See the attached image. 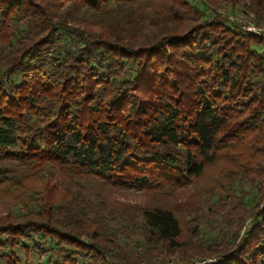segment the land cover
Instances as JSON below:
<instances>
[{
  "label": "trees",
  "instance_id": "16d2710c",
  "mask_svg": "<svg viewBox=\"0 0 264 264\" xmlns=\"http://www.w3.org/2000/svg\"><path fill=\"white\" fill-rule=\"evenodd\" d=\"M225 6L264 23V0H0V264H264V41ZM190 191L210 240L169 205Z\"/></svg>",
  "mask_w": 264,
  "mask_h": 264
},
{
  "label": "rangeland",
  "instance_id": "374dc122",
  "mask_svg": "<svg viewBox=\"0 0 264 264\" xmlns=\"http://www.w3.org/2000/svg\"><path fill=\"white\" fill-rule=\"evenodd\" d=\"M225 13L230 19L233 18L234 21L240 24L242 26L243 31L256 34L258 37H260V39L264 41V23H259V25H254L251 21V19H253V15L247 14L244 7L239 6L236 8V10H232L231 6H225ZM253 27H256L255 30ZM196 194L197 193L193 191H190V193L188 192L187 194L185 193L184 195L181 194L177 198L171 199L169 201V205L172 207H176L178 211H183V208L185 207L184 205L191 204V202L195 203L196 210L195 209L192 210L193 213L192 215L197 221L198 228L199 230L202 231V235L204 236V239H206L207 241L212 239L217 233L212 229L213 228L212 226L215 223L211 221L212 218H210V212L208 211L210 205L213 204V202H210V199L209 200L204 198L200 199L199 196H197ZM120 196L121 197L119 199L121 202H130L133 204L142 203V201H145L146 199L141 194L134 195L132 193H126V192L120 193ZM182 196L183 199L181 200ZM122 197H126V199ZM179 200H181V202ZM126 235L130 239H128L129 241L122 240L120 247L125 248L129 252H135L136 250L133 249H135L136 243L138 239H140L141 234L138 231H130V232L128 231L126 232ZM217 260H219L218 254L189 255L186 252H181L176 250L171 253H165L164 251L161 250V253L159 255H151L150 253L148 258L133 263L131 262L128 264H213L216 263ZM114 264H127V263L124 262L122 259L116 258Z\"/></svg>",
  "mask_w": 264,
  "mask_h": 264
},
{
  "label": "built area",
  "instance_id": "2783aa9c",
  "mask_svg": "<svg viewBox=\"0 0 264 264\" xmlns=\"http://www.w3.org/2000/svg\"><path fill=\"white\" fill-rule=\"evenodd\" d=\"M253 28H254V30H255L256 27H253Z\"/></svg>",
  "mask_w": 264,
  "mask_h": 264
}]
</instances>
